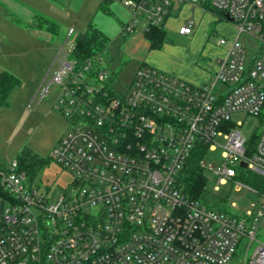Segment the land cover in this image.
I'll return each instance as SVG.
<instances>
[{
    "label": "built area",
    "instance_id": "1",
    "mask_svg": "<svg viewBox=\"0 0 264 264\" xmlns=\"http://www.w3.org/2000/svg\"><path fill=\"white\" fill-rule=\"evenodd\" d=\"M112 1L132 16L122 37L164 28L184 5L232 19L238 36L219 40L230 48L210 84L195 87L142 65L126 90L112 83V92L103 56L78 65L64 52L71 30L39 91L43 99L51 85L60 88L54 109L71 130L51 159L71 183L42 190L17 159L0 172V264H231L239 250L242 264H264L263 195L253 210L238 214L233 203L224 213L190 198L180 183L192 153L215 151L218 138L222 166L214 170L205 157L200 165L220 185L253 190L238 168L264 178V0ZM195 28L185 22L178 35ZM238 113L262 120L255 142L242 136L241 124L233 127Z\"/></svg>",
    "mask_w": 264,
    "mask_h": 264
},
{
    "label": "rangeland",
    "instance_id": "2",
    "mask_svg": "<svg viewBox=\"0 0 264 264\" xmlns=\"http://www.w3.org/2000/svg\"><path fill=\"white\" fill-rule=\"evenodd\" d=\"M41 1L44 2V5H55L54 7L57 9H63L58 10L61 11L60 13L53 12L46 6L42 9L43 16L61 24L62 31L59 36L52 35L55 38L53 44L48 43L40 48L34 47L33 44L24 45L23 49L14 51L11 55L0 60L1 64L5 66L1 71L13 74L21 82L13 90L9 106L0 108V167L7 168L11 162L17 159L22 148L27 146L41 157L48 159L47 164L42 167L33 181L40 185L42 190L48 186L55 192L67 189L71 183V176L51 159L53 149L64 136L69 134L71 126L60 112L54 109L60 94L59 86L51 85L49 94L43 99H40L39 91L42 86L46 87L47 85L44 84V80L46 79L48 83L54 75L55 69L51 70V66L66 42L68 31L70 29L74 31V35L68 39L64 47V52L70 55L74 46V36L86 30L87 24L93 21L96 11L104 0H71L68 5H81V3L84 5L80 12L72 11L71 13L69 6L62 7L50 0ZM172 15L173 17L168 19L163 28L167 39L172 40V42L164 43L161 47L152 49L151 53L155 55L163 68L176 66L191 75H198L202 72L215 73L219 62L225 59L231 43L228 42L227 45L219 46L218 42L220 39L234 40L237 36L234 26L217 14L204 12L190 5H184L180 11H173ZM58 20H61V23ZM188 21L195 23V32L189 38L179 36L178 31L181 25ZM136 36L140 37L141 45L135 44L126 51V44ZM7 37L8 47L13 48L15 43L19 44L14 32L8 30ZM142 37V29L139 28L126 37L111 38L108 50L103 54L102 65L110 74H116L113 87L118 91H124L129 87L139 69L136 54L145 43ZM56 38L59 39V43H56ZM0 43H4L1 36ZM49 44L51 47L53 46L52 50L48 48ZM249 45L252 44H248V48L252 50L253 47ZM153 68L195 87L212 82L210 74L208 78L198 84L186 81L164 69ZM231 121L233 127L242 125L238 127V130L250 143L261 130L262 120L246 113L233 114ZM217 144L219 147L215 151L208 152L205 156V162L213 165L214 170L223 164V149L221 148L225 144L223 138H218ZM203 173L206 178V185L201 200L205 203L211 204L214 201L226 200L228 208H231L234 203L237 206L235 208L237 213L243 214L248 210H253L262 201V196L254 189L243 188L237 191L233 183L220 185L218 176L209 168ZM217 186L219 187L218 191L215 190ZM1 208L2 200L0 197V210ZM263 238L264 218L259 234V239ZM255 247L256 244L253 245L251 254ZM243 256L244 252L239 250L231 264H242L241 258Z\"/></svg>",
    "mask_w": 264,
    "mask_h": 264
},
{
    "label": "trees",
    "instance_id": "3",
    "mask_svg": "<svg viewBox=\"0 0 264 264\" xmlns=\"http://www.w3.org/2000/svg\"><path fill=\"white\" fill-rule=\"evenodd\" d=\"M50 1L62 7L68 6L71 2V0ZM106 1L107 0H105V2ZM217 15L223 18L222 14L217 13ZM35 26L53 36H59L61 31L60 25L57 22L43 15L36 17ZM143 34L150 44V49L159 48L164 43L172 42V40L167 39L166 33L161 27L150 26ZM110 42L111 40L106 35L99 31L94 25L90 24L84 32L76 35L70 57L76 60L78 65H84L88 60L98 59L103 56V54L107 52ZM115 75L116 74L113 73L111 79L106 82L109 91H112L110 86L116 79ZM20 83V80L13 74L7 71H0V108L9 106L10 96ZM252 142H255V139ZM206 152L207 149L203 146L197 148L192 153L187 165L180 175V183L184 188V192L190 198L200 201H202L201 195L205 192L204 188L206 185V178L203 173L204 169L201 167L200 162L206 156ZM17 161L20 168L26 171L30 180L33 181L42 167L47 164L48 159L41 157L29 147L25 146L19 152ZM3 170L4 169L0 167V172ZM238 178L260 195L264 196V178L258 177L241 168H238ZM3 194L0 187V195ZM203 203L220 212L230 213L226 200L214 201L211 204Z\"/></svg>",
    "mask_w": 264,
    "mask_h": 264
},
{
    "label": "crops",
    "instance_id": "4",
    "mask_svg": "<svg viewBox=\"0 0 264 264\" xmlns=\"http://www.w3.org/2000/svg\"><path fill=\"white\" fill-rule=\"evenodd\" d=\"M45 6L47 7V9L49 8L51 11L56 13L61 12L58 10H63V9H57L56 7H54L55 5H44V2L42 3L41 0H0V36L3 38V42H4L3 44L0 43V60L1 58L2 59L6 58L7 55H11L12 53H14V51L23 49L22 47H24V45L33 44L34 47L40 48L43 47L42 45L46 46V44L48 43H52V44L55 43L54 42L55 38L52 36V34L42 29H38L35 26V19L37 16L43 15L42 9ZM68 6L70 10L69 12L71 13L72 11L80 12L84 5H82L81 3V5L73 4ZM131 19L132 16L130 11L127 8H125L123 5H121L116 1L107 0L105 2L104 0L103 3H101L98 10L96 11L93 21H90L87 24V27L90 24L94 25L99 31H101L111 40V38L120 36V31L122 26L130 23ZM58 21H60L61 23V20ZM77 22L74 23L77 24ZM59 25L61 28L60 30L62 31V26L61 24ZM8 30L15 33L17 42H19L18 45L15 43L13 48L8 47V37H7ZM71 30L72 29L68 31V34ZM191 36H182V37L189 38ZM142 38L145 43L143 44V47L138 49L136 54L138 57L137 61L139 63V67L142 65H146L150 67L152 66V68L157 67L159 69H164L169 73L177 75L178 77L185 79L186 81H190L192 83H198V84L202 83L206 78H208L209 74L211 80H213L215 73H211V72H204V73L202 72L199 73L198 75H191L187 71H184L183 69H180L176 66L170 68H163V66L157 61L155 55L151 53L152 49H150V44L148 40L145 38L144 34ZM56 41H57L56 43H59V39L56 38ZM135 44L141 45V39L139 36L133 37L126 44L125 50L126 51L129 50ZM50 47L51 45L49 44L48 48L52 50L53 46L51 48ZM4 67L5 66H3L0 62V71L4 69Z\"/></svg>",
    "mask_w": 264,
    "mask_h": 264
},
{
    "label": "water",
    "instance_id": "5",
    "mask_svg": "<svg viewBox=\"0 0 264 264\" xmlns=\"http://www.w3.org/2000/svg\"><path fill=\"white\" fill-rule=\"evenodd\" d=\"M227 20H228V21H232V19H230V18H228V17H227ZM241 167L245 168V167H246V164H245V163H241Z\"/></svg>",
    "mask_w": 264,
    "mask_h": 264
}]
</instances>
